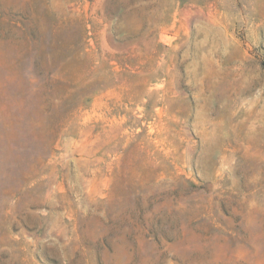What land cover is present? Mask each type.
Listing matches in <instances>:
<instances>
[{"label": "rangeland", "instance_id": "1", "mask_svg": "<svg viewBox=\"0 0 264 264\" xmlns=\"http://www.w3.org/2000/svg\"><path fill=\"white\" fill-rule=\"evenodd\" d=\"M0 264H264V0H0Z\"/></svg>", "mask_w": 264, "mask_h": 264}]
</instances>
